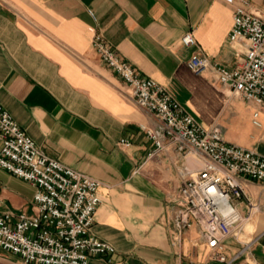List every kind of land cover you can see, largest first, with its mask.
<instances>
[{
  "label": "crops",
  "instance_id": "0c3cea01",
  "mask_svg": "<svg viewBox=\"0 0 264 264\" xmlns=\"http://www.w3.org/2000/svg\"><path fill=\"white\" fill-rule=\"evenodd\" d=\"M243 1L264 16V0ZM233 10L224 0H0L2 106L45 155L101 182L91 234L115 251L90 264H264V185L251 181L244 192L255 208L237 204L246 240L236 234L226 240L225 262L213 259L195 227L173 245L171 199L182 184L184 160L173 147L152 154L141 126L157 127V121L92 46L101 35L200 124L221 126L227 142L264 157V112L261 126H254V106L211 69L195 74L189 66L196 50L212 63L234 65ZM186 32L196 47L181 44ZM239 111L244 136H228L224 125L237 128ZM122 139L130 145H120ZM34 192L0 168V215L13 221L33 215Z\"/></svg>",
  "mask_w": 264,
  "mask_h": 264
},
{
  "label": "built area",
  "instance_id": "2783aa9c",
  "mask_svg": "<svg viewBox=\"0 0 264 264\" xmlns=\"http://www.w3.org/2000/svg\"><path fill=\"white\" fill-rule=\"evenodd\" d=\"M224 1L234 9L229 43L237 61L232 67L221 66L196 50L189 66L195 74L211 69L221 85L255 107L252 123L260 127L264 16L243 0ZM180 42L197 46L191 32L184 33ZM92 46L103 65L129 87L135 103L157 121V127L141 126L153 144L152 154L173 147L184 160L182 184L171 199L173 245L195 227L213 259L225 262V242L235 236L244 220L238 202L255 208L244 192V182L264 185V157L227 142L221 126L200 124L165 87L123 60L101 35L94 36ZM0 143V168L35 188L36 208L33 215L21 214L15 221L10 214L0 215V249L18 256L23 264H90L91 258H104L115 251L91 234L101 182L45 155L1 102ZM119 144L130 145L125 139Z\"/></svg>",
  "mask_w": 264,
  "mask_h": 264
},
{
  "label": "rangeland",
  "instance_id": "374dc122",
  "mask_svg": "<svg viewBox=\"0 0 264 264\" xmlns=\"http://www.w3.org/2000/svg\"><path fill=\"white\" fill-rule=\"evenodd\" d=\"M244 115L245 114L243 112L239 111L237 114V117H235L233 124H235V123L238 124L237 128H236V125L233 126L234 128L231 126V124L230 125H224V127L226 128L228 136L231 135V136H235L238 138L244 136L243 129H239V125L240 124L242 125L244 123V119H245ZM243 234H244L243 231H238L236 233L235 239L237 238V240H239L241 242L245 241L246 236H243ZM0 264H23V263L18 256H15L13 254H10V253L5 252L2 249H0Z\"/></svg>",
  "mask_w": 264,
  "mask_h": 264
}]
</instances>
